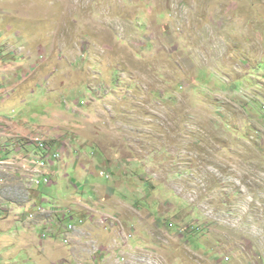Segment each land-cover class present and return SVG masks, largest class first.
Returning a JSON list of instances; mask_svg holds the SVG:
<instances>
[{
	"label": "rangeland",
	"instance_id": "1",
	"mask_svg": "<svg viewBox=\"0 0 264 264\" xmlns=\"http://www.w3.org/2000/svg\"><path fill=\"white\" fill-rule=\"evenodd\" d=\"M0 154V264H264V0H0Z\"/></svg>",
	"mask_w": 264,
	"mask_h": 264
},
{
	"label": "crops",
	"instance_id": "2",
	"mask_svg": "<svg viewBox=\"0 0 264 264\" xmlns=\"http://www.w3.org/2000/svg\"><path fill=\"white\" fill-rule=\"evenodd\" d=\"M50 150H51V148H50ZM94 188H95V196L98 195V196H100L103 199L102 200L99 199V200L95 201L94 202L95 205H93V206L92 205H88V204H83L82 210H84V207H85L84 213L86 215H84L85 217H82V218L85 219V224L80 226V230L78 232L79 233L78 234V236H79V240L78 241H80L82 238L86 237L85 235L89 234L91 232L89 227L96 223L97 218H100L101 221L105 222L106 223L105 227L107 228L108 231H110V229H113L111 227V225H114V222L112 221V224H110L108 221H111L110 219L112 217L113 218L114 217L117 218L116 214H118L121 217V199L117 198L115 188L110 187V186L105 185V184H101V183H96L94 185ZM95 196H94V198H95ZM94 198H91V202L94 200ZM109 200L117 201L119 203V206L113 207L111 205H108L106 207V203ZM60 210L61 209H57L56 211H60ZM120 227H121V225H120ZM110 232L112 234L113 233L116 234L117 231L113 230V231H110ZM118 233H119V237H117V239H116L117 243H118V239L121 238V231H118ZM97 248H98V250H100V248H103V247L99 246ZM87 250H83V251H87ZM101 254H104L103 251L101 252ZM100 257L103 258V255H101ZM96 259H97L96 256H90L87 259H85V261L91 262L92 260L96 261Z\"/></svg>",
	"mask_w": 264,
	"mask_h": 264
},
{
	"label": "built area",
	"instance_id": "3",
	"mask_svg": "<svg viewBox=\"0 0 264 264\" xmlns=\"http://www.w3.org/2000/svg\"><path fill=\"white\" fill-rule=\"evenodd\" d=\"M37 142H38L39 145H46V147H51L52 148L51 145H47L45 143V140H37ZM61 155L62 154H61L60 151L53 150L51 158L59 159L61 157ZM8 157L9 156H7V155L0 154V164H7V167L10 164H12V161L9 160ZM33 164H43V171L34 172V175H29V180L31 182L30 187H32L34 185H41V179H44V172L47 171V165H48V164H44V163H39L37 160H33ZM7 173H9V169H7ZM0 178H4V177L0 176ZM49 183H50V180H48V185H49ZM2 205L3 204L0 202V216H4V214L2 212H5V209H4V207H2ZM71 219H72V217H71ZM80 222L83 223L84 220L80 219ZM74 224H75V227H77L76 223H74ZM43 227H45V229H46V232H44V236H43L44 238H49V237H52L54 235L55 236L59 235L58 230L48 229V222H45V224L43 223ZM62 240H64V239H62Z\"/></svg>",
	"mask_w": 264,
	"mask_h": 264
},
{
	"label": "bare ground",
	"instance_id": "4",
	"mask_svg": "<svg viewBox=\"0 0 264 264\" xmlns=\"http://www.w3.org/2000/svg\"><path fill=\"white\" fill-rule=\"evenodd\" d=\"M37 140H40V139H37ZM41 147H44V145H40ZM49 150V148L47 147V151ZM40 162V161H38ZM5 164H0V167H3ZM33 168H32V172H41L43 171V164L42 166H40V164H33L32 165ZM48 173V168H47V171L44 172V179H41V185L43 184V182H48L49 178L46 176ZM34 175V173H33ZM74 229V225L73 224H69L68 225V229H67V232L70 233L72 232V230Z\"/></svg>",
	"mask_w": 264,
	"mask_h": 264
},
{
	"label": "clouds",
	"instance_id": "5",
	"mask_svg": "<svg viewBox=\"0 0 264 264\" xmlns=\"http://www.w3.org/2000/svg\"><path fill=\"white\" fill-rule=\"evenodd\" d=\"M34 145H36V147L38 146L37 144H36V142H34ZM39 153H41L40 152V150H38L37 151V154L36 155H38ZM35 155V156H36ZM59 163V162H58ZM102 174H105L104 172H102ZM108 177H109V174L107 175ZM43 185H45V184H43ZM40 186V185H39ZM33 187V186H32ZM56 213H58L59 211H55ZM67 217V216H66ZM72 217V216H71ZM81 219H83L84 220V224H85V219L84 218H81ZM71 222L69 221L68 222V225L70 224ZM72 223H75V222H72ZM61 225H62V223L61 224H58V226H55L54 228H55V230H58L59 232H63L64 231V229L63 228H66L67 226L66 225H62V227H61ZM36 226H42V225H36ZM43 227V226H42ZM61 228V229H60ZM57 236H60L61 237V235H57ZM57 236H52L51 238H54V237H57ZM133 237V235L131 234V235H129V239H131ZM94 262H96V261H94ZM79 264H81V263H79Z\"/></svg>",
	"mask_w": 264,
	"mask_h": 264
}]
</instances>
